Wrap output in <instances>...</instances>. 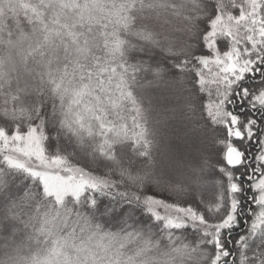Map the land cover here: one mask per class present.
<instances>
[{"label": "snow or ice", "instance_id": "1", "mask_svg": "<svg viewBox=\"0 0 264 264\" xmlns=\"http://www.w3.org/2000/svg\"><path fill=\"white\" fill-rule=\"evenodd\" d=\"M0 264H264V0H0Z\"/></svg>", "mask_w": 264, "mask_h": 264}]
</instances>
